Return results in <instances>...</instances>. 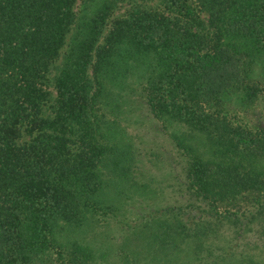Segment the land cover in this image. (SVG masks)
<instances>
[{
  "label": "trees",
  "instance_id": "16d2710c",
  "mask_svg": "<svg viewBox=\"0 0 264 264\" xmlns=\"http://www.w3.org/2000/svg\"><path fill=\"white\" fill-rule=\"evenodd\" d=\"M258 103L264 0H0V264H264Z\"/></svg>",
  "mask_w": 264,
  "mask_h": 264
},
{
  "label": "rangeland",
  "instance_id": "374dc122",
  "mask_svg": "<svg viewBox=\"0 0 264 264\" xmlns=\"http://www.w3.org/2000/svg\"><path fill=\"white\" fill-rule=\"evenodd\" d=\"M260 101V100H259ZM258 106H255L252 108L249 114H243L240 113V117L244 119L243 122H249V124H258L261 121H264V115L261 113L263 112L264 114V109L261 107L263 104L258 103ZM144 120H151L149 117H143ZM238 119V118H237ZM142 130H140L141 132ZM164 138L160 133L153 132L148 134V139L144 141L146 145H151V144H156L157 142L160 143V146ZM142 147H146L145 145L140 144ZM96 237L103 235H107V237H102L99 238L97 242L94 243V245H98L97 247L100 246V249L103 250H110L111 254L108 255L106 259H104L103 264H124L123 262V255L121 254V250H119V247L126 242V239H124V235H122L121 229L119 226H113L112 229L110 228L107 231L102 232L101 229H97L96 231ZM130 236V240L132 243H135V239L133 236ZM247 241V239H245ZM121 252V253H120ZM148 259H140V262H147Z\"/></svg>",
  "mask_w": 264,
  "mask_h": 264
}]
</instances>
